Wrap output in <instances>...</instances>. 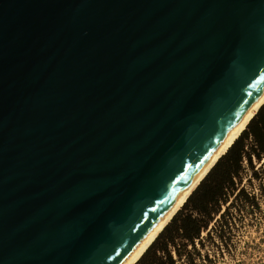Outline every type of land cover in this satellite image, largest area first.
Masks as SVG:
<instances>
[{
    "label": "water",
    "instance_id": "obj_1",
    "mask_svg": "<svg viewBox=\"0 0 264 264\" xmlns=\"http://www.w3.org/2000/svg\"><path fill=\"white\" fill-rule=\"evenodd\" d=\"M264 88V0H0V264H123Z\"/></svg>",
    "mask_w": 264,
    "mask_h": 264
},
{
    "label": "trees",
    "instance_id": "obj_2",
    "mask_svg": "<svg viewBox=\"0 0 264 264\" xmlns=\"http://www.w3.org/2000/svg\"><path fill=\"white\" fill-rule=\"evenodd\" d=\"M253 156H264V105L136 264L212 262L201 251L205 240L216 234L227 243L225 235L232 228L230 209L238 205L241 210L252 202L241 174L243 162L251 165Z\"/></svg>",
    "mask_w": 264,
    "mask_h": 264
},
{
    "label": "rangeland",
    "instance_id": "obj_3",
    "mask_svg": "<svg viewBox=\"0 0 264 264\" xmlns=\"http://www.w3.org/2000/svg\"><path fill=\"white\" fill-rule=\"evenodd\" d=\"M243 167L242 186L252 202L241 210L238 205L230 209L232 228L225 235L227 243L216 234L205 240L202 254L212 260L205 264H264V156H253L251 165L244 161Z\"/></svg>",
    "mask_w": 264,
    "mask_h": 264
},
{
    "label": "bare ground",
    "instance_id": "obj_4",
    "mask_svg": "<svg viewBox=\"0 0 264 264\" xmlns=\"http://www.w3.org/2000/svg\"><path fill=\"white\" fill-rule=\"evenodd\" d=\"M264 105V88L260 91L257 97L236 121L212 153L207 157L139 244L135 247L132 253L124 261L123 264H136L150 245L160 235L164 228L170 223L172 218L182 209L191 194L198 188L201 182L206 178L208 173L216 165L220 158L226 154L233 143L240 137L243 131L248 126L251 119L256 115L259 109Z\"/></svg>",
    "mask_w": 264,
    "mask_h": 264
}]
</instances>
